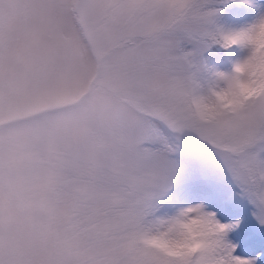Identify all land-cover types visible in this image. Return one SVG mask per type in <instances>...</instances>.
Masks as SVG:
<instances>
[{
	"label": "rangeland",
	"instance_id": "1",
	"mask_svg": "<svg viewBox=\"0 0 264 264\" xmlns=\"http://www.w3.org/2000/svg\"><path fill=\"white\" fill-rule=\"evenodd\" d=\"M230 1L238 7L213 8L208 0L211 31L240 32L264 18V0ZM101 2L0 0V259L73 264L89 250L93 229L84 212L103 194L138 206L135 221L146 234L163 232V220L184 207L203 205L234 224L232 213L247 205L226 239L261 264L256 239H264V225L210 146L186 142L176 186L153 214L149 194L166 180L162 162L150 158L144 126L156 101L122 65L99 59L106 34L93 5ZM201 48L190 69L201 94L251 52L233 45L227 63L208 42ZM158 148L166 151L165 141Z\"/></svg>",
	"mask_w": 264,
	"mask_h": 264
},
{
	"label": "snow or ice",
	"instance_id": "2",
	"mask_svg": "<svg viewBox=\"0 0 264 264\" xmlns=\"http://www.w3.org/2000/svg\"><path fill=\"white\" fill-rule=\"evenodd\" d=\"M93 7L99 10L106 34L105 51L99 59L122 65L133 84L156 101V115L147 118L144 126L150 158L162 162L166 180L149 194L153 214L158 216L176 186L178 155L187 141L195 140L219 155L252 205V217L264 225V91L241 98L234 108H225L220 100L224 95L239 96L242 86L264 76L256 39L264 18L246 30L223 35L225 46L246 45L250 55L237 63L231 74H220L222 82L215 88L201 94L190 69L197 66L207 39L215 40L211 31L215 11L208 7V0H102ZM205 106L215 110L212 119L201 117ZM161 140L166 144L164 152L158 148ZM137 211L138 206L110 196L88 206L84 219L93 229L88 237L89 250L73 264H257L258 258L236 254L237 246L226 239L240 222L221 223L203 205L180 209L163 220L169 225L168 232L151 234L137 226ZM193 212L214 226V248L171 255L160 245L175 243L178 225ZM0 264L6 262L0 259Z\"/></svg>",
	"mask_w": 264,
	"mask_h": 264
},
{
	"label": "clouds",
	"instance_id": "3",
	"mask_svg": "<svg viewBox=\"0 0 264 264\" xmlns=\"http://www.w3.org/2000/svg\"><path fill=\"white\" fill-rule=\"evenodd\" d=\"M256 39L262 57V67H264V27L258 29ZM261 91H264V76L258 82L242 86L239 96L234 94L224 95L220 100L225 108H234L241 98L248 99L254 97ZM200 115L203 119H212L215 115V110L205 106ZM101 198H103V194H101ZM168 230L169 225L165 224L163 232H168ZM215 236L216 231L212 223L199 219L195 212H193L188 219L183 220L178 225V229L174 233L175 243L160 246L166 247L170 254L174 256L211 251L215 245Z\"/></svg>",
	"mask_w": 264,
	"mask_h": 264
},
{
	"label": "trees",
	"instance_id": "4",
	"mask_svg": "<svg viewBox=\"0 0 264 264\" xmlns=\"http://www.w3.org/2000/svg\"><path fill=\"white\" fill-rule=\"evenodd\" d=\"M216 3L212 6L213 8L218 7H222L225 6L229 9H233V8H237L238 6L234 5L233 3H231V1L229 0H214ZM224 2V4L222 3ZM226 2V3H225ZM212 32L215 33V40H212L211 38L207 39V42L209 43L211 49L215 52L218 53V55H220L222 57V59L225 60V62L228 63L229 61V57L231 55V49H232V45L231 46H225V43L223 41V35H225V30L219 26H215L212 30ZM247 211V205L244 206H240L239 209H236L233 213H232V221H239L241 220L245 213ZM253 231H257V228L253 227L251 228ZM250 230V229H249ZM250 230L251 233H253V231ZM249 236V234H247ZM255 235V234H253ZM256 239V238H255ZM258 242H256V248L258 250V254H260L261 256L264 257V239H256ZM253 246V245H252Z\"/></svg>",
	"mask_w": 264,
	"mask_h": 264
}]
</instances>
